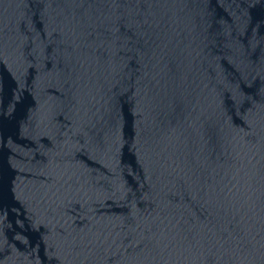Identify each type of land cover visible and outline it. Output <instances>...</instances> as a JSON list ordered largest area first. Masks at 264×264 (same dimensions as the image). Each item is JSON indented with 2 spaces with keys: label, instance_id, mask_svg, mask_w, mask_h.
<instances>
[{
  "label": "water",
  "instance_id": "water-1",
  "mask_svg": "<svg viewBox=\"0 0 264 264\" xmlns=\"http://www.w3.org/2000/svg\"><path fill=\"white\" fill-rule=\"evenodd\" d=\"M0 264H39L26 242L1 208Z\"/></svg>",
  "mask_w": 264,
  "mask_h": 264
}]
</instances>
